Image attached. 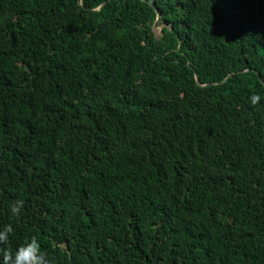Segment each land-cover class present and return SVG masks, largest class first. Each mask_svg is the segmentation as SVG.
Instances as JSON below:
<instances>
[{"label": "trees", "instance_id": "obj_1", "mask_svg": "<svg viewBox=\"0 0 264 264\" xmlns=\"http://www.w3.org/2000/svg\"><path fill=\"white\" fill-rule=\"evenodd\" d=\"M6 224L50 264H264V0H0Z\"/></svg>", "mask_w": 264, "mask_h": 264}, {"label": "clouds", "instance_id": "obj_2", "mask_svg": "<svg viewBox=\"0 0 264 264\" xmlns=\"http://www.w3.org/2000/svg\"><path fill=\"white\" fill-rule=\"evenodd\" d=\"M260 97L252 94L249 101L256 104ZM22 201L17 200L10 206V211L18 215L21 211ZM13 232L11 224H6L0 228V243L6 242ZM0 264H50L46 259L45 253L41 250L40 244L35 237L19 245L14 252L7 249L0 250Z\"/></svg>", "mask_w": 264, "mask_h": 264}, {"label": "water", "instance_id": "obj_3", "mask_svg": "<svg viewBox=\"0 0 264 264\" xmlns=\"http://www.w3.org/2000/svg\"><path fill=\"white\" fill-rule=\"evenodd\" d=\"M158 19H159V16H158V15H156V20H155V23H154V29H156V28H157Z\"/></svg>", "mask_w": 264, "mask_h": 264}, {"label": "rangeland", "instance_id": "obj_4", "mask_svg": "<svg viewBox=\"0 0 264 264\" xmlns=\"http://www.w3.org/2000/svg\"><path fill=\"white\" fill-rule=\"evenodd\" d=\"M157 32H158V30L157 29H155Z\"/></svg>", "mask_w": 264, "mask_h": 264}]
</instances>
